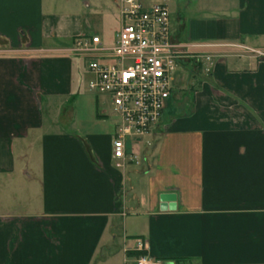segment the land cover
Returning <instances> with one entry per match:
<instances>
[{
    "label": "crops",
    "instance_id": "obj_1",
    "mask_svg": "<svg viewBox=\"0 0 264 264\" xmlns=\"http://www.w3.org/2000/svg\"><path fill=\"white\" fill-rule=\"evenodd\" d=\"M118 3L0 0V264H96L111 246L123 264H264V0H178L172 38L222 47L184 62L188 106L171 97L122 169L118 119L53 132L43 116H65L73 40ZM163 194L175 201L161 209Z\"/></svg>",
    "mask_w": 264,
    "mask_h": 264
},
{
    "label": "built area",
    "instance_id": "obj_2",
    "mask_svg": "<svg viewBox=\"0 0 264 264\" xmlns=\"http://www.w3.org/2000/svg\"><path fill=\"white\" fill-rule=\"evenodd\" d=\"M118 13L121 25L113 45L89 33L76 37L70 52L88 60V90L107 96L118 119L110 157L122 169L126 162L138 163L126 145L143 139L159 123L184 62L196 58L210 65L214 56L201 51L222 45L176 42L164 3L145 7L139 0H119ZM254 53L264 58V53ZM135 250L143 253L144 244L138 242ZM136 263L154 264L144 255Z\"/></svg>",
    "mask_w": 264,
    "mask_h": 264
},
{
    "label": "rangeland",
    "instance_id": "obj_3",
    "mask_svg": "<svg viewBox=\"0 0 264 264\" xmlns=\"http://www.w3.org/2000/svg\"><path fill=\"white\" fill-rule=\"evenodd\" d=\"M143 6L147 7L152 4H161L164 3L167 5L169 9V13L171 19L175 16V10L177 8L178 0H140ZM90 20L92 21L93 31L98 35L101 41L107 45H113L115 41V36L119 32L120 29V17L118 10H114L110 15L101 16L98 14L91 13ZM172 30V27H171ZM230 49V48H229ZM227 49V50H229ZM231 49H237L232 47ZM74 65L76 67V86L77 90H74V98L68 99L67 103L64 104L66 108L65 116H61V107L57 104V106L53 107L54 109L43 111L44 122H52V126L49 125L48 131H60L69 130L73 132H95L99 130H103L104 124L103 122L106 120L101 117V112H106L108 114V124H114L117 122L116 116L112 113L111 105L109 103V99L105 95L95 94L90 92L87 88V83L90 78V73L88 71V60L79 58L74 56L73 58ZM194 62L197 63L196 58L190 59L188 63ZM204 67L207 69L206 65ZM188 65L184 66L179 70V76L175 78L174 82V92L172 96V101L175 109L178 112H184L186 107L188 106L189 99V84H187L188 79ZM61 105V104H60ZM63 107V108H64ZM58 108V109H56ZM62 118V120H61ZM61 121L64 123H61ZM65 125V126H64ZM34 150L31 151L33 154ZM135 158L141 160L139 155H135ZM132 240L131 238H128ZM109 252L101 251L105 261L99 262L100 252L94 258V263L96 264H123L119 254H115L113 256H109V254H113L116 251L115 246H111L109 248Z\"/></svg>",
    "mask_w": 264,
    "mask_h": 264
},
{
    "label": "water",
    "instance_id": "obj_4",
    "mask_svg": "<svg viewBox=\"0 0 264 264\" xmlns=\"http://www.w3.org/2000/svg\"><path fill=\"white\" fill-rule=\"evenodd\" d=\"M159 201L162 203V205H160V208H164L163 204L164 203H173L175 201V195L173 194H163V195H160L159 197Z\"/></svg>",
    "mask_w": 264,
    "mask_h": 264
},
{
    "label": "trees",
    "instance_id": "obj_5",
    "mask_svg": "<svg viewBox=\"0 0 264 264\" xmlns=\"http://www.w3.org/2000/svg\"><path fill=\"white\" fill-rule=\"evenodd\" d=\"M182 261H183V260L180 259V260H177V261H175V262H182Z\"/></svg>",
    "mask_w": 264,
    "mask_h": 264
}]
</instances>
